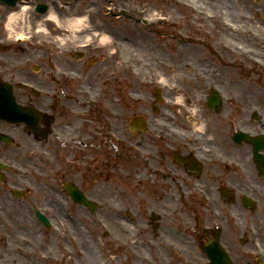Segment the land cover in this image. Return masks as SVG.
<instances>
[{
	"label": "flooded vegetation",
	"instance_id": "flooded-vegetation-1",
	"mask_svg": "<svg viewBox=\"0 0 264 264\" xmlns=\"http://www.w3.org/2000/svg\"><path fill=\"white\" fill-rule=\"evenodd\" d=\"M31 2L40 14L53 6L62 16L87 12L92 28L86 31L100 36L92 44L61 50L41 35L9 41L0 32V216H8L18 231L30 232L18 239L19 234L10 233L11 225H0L5 230L2 247L14 241V247L21 246L23 240L36 241L32 229L49 230L39 214L51 223H58V218L64 216L70 225L69 217L75 215L124 212L134 216V241L126 258L129 261L115 256V264H208L200 247L222 228L213 217L217 227L210 223L200 227L195 217L190 226L193 238L188 241L186 213L198 211L193 207L197 201L223 200L224 190L230 191L234 199L235 183L244 174L264 189L254 179L261 178L252 145L246 137L236 139L240 131L253 136L262 134L251 132V111L244 103L236 107L234 94L222 83H210L207 88L199 83L167 87L152 79L149 83H135L133 57L131 52L124 53L122 46L124 42L132 46L133 39L126 40L119 26L124 17L119 15L118 4L108 12L99 0ZM0 3L6 5H0L2 18L16 0ZM218 15L211 28L198 21L202 35L197 40L203 42L204 35L212 37L213 46L226 51V40L217 43L221 37L216 23L220 18L231 21L233 17L226 12ZM33 18L40 17L34 14ZM204 27L217 30L214 34ZM49 28L53 33L60 31L51 22ZM105 36L109 37L107 42ZM179 39L183 41L182 48L188 50V39ZM215 48L213 52L218 54ZM186 55L191 58L189 53ZM196 59L201 61L199 53ZM172 67L168 65V70ZM215 90L219 93L216 96ZM179 93L186 105L199 106L207 122L205 133H194L188 111L171 102ZM260 120L258 115L256 122ZM251 163L254 172L250 173ZM125 178L136 189L131 208L103 213L106 185L116 180L127 182ZM245 190L238 191V195H249L257 202L254 190L251 194ZM26 212H31L28 225ZM221 212L225 216L223 223L229 224L226 212ZM223 230L220 244L234 262L231 240ZM153 232L152 238L149 234ZM144 236L148 237L142 240ZM259 243V257L251 255L254 250L245 251L248 258L254 259L251 264H264V239ZM165 254L173 260L164 262ZM96 258L90 263L103 264Z\"/></svg>",
	"mask_w": 264,
	"mask_h": 264
},
{
	"label": "rangeland",
	"instance_id": "rangeland-1",
	"mask_svg": "<svg viewBox=\"0 0 264 264\" xmlns=\"http://www.w3.org/2000/svg\"><path fill=\"white\" fill-rule=\"evenodd\" d=\"M108 1L105 0V2H103L102 0H99V3L105 7L115 6V3L112 0ZM202 1L198 2L202 4L200 7L204 8V10L212 13L217 12L218 14L222 15L224 12H226L228 15L233 17L231 20H233L234 23L236 22L242 25L244 28H248L250 34L245 35V38L249 43H251L250 36H254L256 34L264 35V0ZM117 6L129 11L131 16L134 18H137V15L134 13V9L138 10L142 9L143 7L152 10L154 13H160L167 16L172 14L174 17L171 19L170 24H166L164 26L152 24L148 27L141 25L140 22L138 23L132 17H129L128 19L124 17L122 19V24L119 26L121 29H123L125 39H133V45H129V48L131 49L130 52L134 62L133 71L136 76L135 83H149L151 79L154 81V83H159L156 79L159 78L160 74H163L164 76L168 77L170 82L174 81L175 83H190L192 85L199 83L201 86H203V88H207L210 83H222L228 87L229 91H231V95L233 96L234 94L235 97V88H233L231 83H243L246 90L244 89L245 92L236 98L233 96L234 104H236L237 107L240 105V103H244L246 104L247 109L251 111L250 113L258 112L257 114L261 117L260 123L253 121L252 119L249 121V125L252 129L251 132H264V67L247 64L236 56L230 57L228 55L229 53L223 49L220 50L215 42L217 46L216 49L213 46L212 37H206L204 35L205 37H202L203 42L200 40L198 41L197 38H201L200 35H202L200 33L201 29L199 28L200 23H198V21H201V17L191 14L190 11L184 8L179 9L175 7L172 3H170L169 0H123L120 1ZM92 16L97 15L93 14ZM107 23L109 22L107 21ZM203 23L204 26L208 28L213 27L211 24L206 22ZM108 25L114 27V24ZM206 27L204 28L207 29ZM207 30L212 31V33L215 34L217 29L213 28ZM179 37H186L188 39L187 41L189 43L190 49L188 48V50H185L184 46L182 48L180 42L183 41H181ZM245 38H241L239 36L235 37L236 40H234V37L229 36L228 38L226 37L225 39L219 40L217 43H223L225 40L229 42L231 39V41L234 40L233 44H242V41H245ZM242 46H246V48L249 47L247 44ZM257 47L255 48L257 49ZM196 48H198V50ZM214 48L218 54L213 52ZM255 52L258 51L255 50ZM187 53H189L191 58L187 57ZM198 53L201 56V61L199 62H197L196 59ZM192 64H194L195 67ZM168 65H172L174 67L168 70ZM251 172H254L252 163L250 173ZM243 177L244 178H240L235 183V198L233 202L227 204L223 203L222 200L215 201V208L217 210H225L227 213H233V215H236L237 217V222L235 219L234 222H229V224L222 223V225H220L223 228L227 227L225 230H223V233H225V236L231 240V242H229L230 246H232L234 249L233 257L235 264H251L250 262L254 263V259L252 257L248 258L245 255V251L247 249L250 251L259 250V246L257 244L258 242L254 241L256 232L248 229L249 226L255 227L259 234L260 240L264 239V189L254 185L252 178L248 180L245 174ZM254 179L257 183L264 185V181L261 179L259 180L256 177ZM125 180H127V182L116 180L106 185L107 191L105 194L107 197V204L103 210V213L108 210H115L117 208H131L132 198L136 193V189L132 188L134 184L129 178H125ZM244 188H247V190ZM240 190H245L250 194L252 193V190H254V195L257 198L256 211L250 212L243 208L237 195L238 191ZM120 205L122 207H120ZM193 207H197L199 209L195 213H192L189 210L186 213L188 227L186 231V239L188 241L193 238L194 233L192 234V229L190 226L193 224L195 217L200 220V227H203L204 225L207 226L209 223L211 226L217 227L215 222L212 220L213 218H211L213 217L212 212H210L211 215L209 214V210L211 211L210 206L206 205L202 201H197V204L193 205ZM25 214L27 215L26 221L28 225L30 223L29 218L31 212H26ZM122 216L127 218V215L124 214V212H122ZM133 217L134 216H131L129 218L131 220V225L133 223ZM207 217L213 221V224L211 220H208V222L205 220ZM73 219L75 220L74 224L67 225L66 217H59L58 223L61 226L60 230L30 228L34 230V232L31 233L35 236L36 241L40 242L41 244H48L50 246V251H52L56 256L52 258L51 262L49 261L46 263L44 261L41 262L39 260L40 257L35 256L33 258L35 264H69V262H71V257L73 259H81L80 262L83 264L85 263L83 256L87 258L91 256L97 257L96 259L103 260V264H115V256L122 257L123 261L127 260L126 258L130 254L129 251L131 250L129 249V246H133L134 238L131 235V238L126 239L124 234L120 233L118 228L120 215L118 217L115 215V212L108 211L104 215H75ZM101 220L104 221L106 225H102ZM0 225H11L12 229L10 233L19 234L18 239L25 237L30 233L28 230L18 231L15 229L8 216H0ZM103 226H107L111 231H113V236L109 235V232L106 229L105 230L107 231V234H105ZM6 233L8 232L6 231ZM3 234H5V230L0 229V259H3L6 262L4 264H10L11 260L17 257V254L14 250L16 241H14L13 245H6V247H2L1 239L3 238ZM243 234L247 235V240L244 244H241L240 239H242ZM149 235L153 238L154 232L153 234ZM145 237L148 236L142 237V240ZM122 240H127L126 245L122 244ZM66 242H72L73 244V250L71 251L70 255L63 252L62 249L63 243ZM86 243L87 245L90 244V249H88L89 251L86 249ZM41 244L38 247L39 249L43 250V246ZM18 252L21 253L20 251ZM11 253H14L15 257L13 259H8ZM190 255H194V253ZM259 255L260 254L257 256ZM16 259L18 260V258ZM191 259L192 257L189 256L188 260ZM163 260L164 262H169L172 261L173 258L165 254Z\"/></svg>",
	"mask_w": 264,
	"mask_h": 264
},
{
	"label": "clouds",
	"instance_id": "clouds-1",
	"mask_svg": "<svg viewBox=\"0 0 264 264\" xmlns=\"http://www.w3.org/2000/svg\"><path fill=\"white\" fill-rule=\"evenodd\" d=\"M0 5H4L0 3ZM6 6V5H4ZM36 5L31 0H16L15 6L9 7L0 18V32L9 41H26L34 35L49 38L58 49L64 50L80 44H92L94 39L100 36L94 31H86L92 28L90 17L87 12L81 15H61L56 8L49 7L46 12L40 14L36 11ZM37 15L40 18L35 19ZM51 22L60 31L53 33L49 28ZM104 40L109 37H103ZM158 82L167 87H175L174 81H169L163 74L159 75ZM171 102L183 106L192 118V130L194 133L203 134L207 129L206 120L200 115L198 105H186L182 93L171 98ZM177 131L183 133L184 129Z\"/></svg>",
	"mask_w": 264,
	"mask_h": 264
},
{
	"label": "bare ground",
	"instance_id": "bare-ground-1",
	"mask_svg": "<svg viewBox=\"0 0 264 264\" xmlns=\"http://www.w3.org/2000/svg\"><path fill=\"white\" fill-rule=\"evenodd\" d=\"M170 3H172L175 7L177 8H182V7H186L188 9V11H190L191 14L195 15V16H199L201 17V21L202 22H206L208 24H211L214 21V14L204 10V8L200 7L202 4H200L198 1H202V0H169ZM203 2V1H202ZM171 12V11H170ZM218 15V14H217ZM215 15V16H217ZM146 17L148 18L147 20H149V22H156V23H161V24H170L171 19L174 18L172 14H170L167 19L161 18L160 13H154L152 12V10L147 9V15ZM194 19V18H193ZM229 21V22H228ZM226 20L224 18H220V20L217 21L216 26H218V34L220 35L221 39H225V37H228V35L230 37H239L238 35H241L244 31H246V28H241L239 25L235 24V27L231 24L233 22H231L230 20ZM231 22V23H230ZM212 25V24H211ZM236 28L240 29V30H236ZM243 29V30H242ZM236 30V31H234ZM253 30V29H252ZM255 31V30H254ZM250 33V31H249ZM228 34V35H227ZM238 34V35H237ZM237 35V36H236ZM241 38H245V35L240 36ZM109 39L106 40V42ZM244 42V41H242ZM246 42V43H245ZM245 44H247L249 46V50H247L246 52H241L239 53V55L244 59L243 62L245 63H250L251 65H257V66H262L264 67V35L263 34H256L254 36H250V42L246 41L245 38ZM257 45V46H255ZM123 52L124 53H128L130 52V48L129 45L127 43H123ZM233 46L232 42H225V50L228 52L229 48ZM252 46V47H251ZM262 48H261V47ZM257 47V49L255 48ZM255 50H257L258 52H255ZM233 88L235 91V95L236 97L242 95L245 91H244V86H242L241 83H233ZM243 88V89H242ZM246 90V89H245ZM118 228L120 233H123L126 239L131 238L132 235V229H131V225L129 223V221H126L124 219H120L118 221ZM110 235L113 236V231L110 232ZM127 240L123 241L122 240V244L126 245ZM25 244V245H24ZM41 243L38 241H23L22 245L19 247H14L15 252L20 251V257L17 256L15 257L14 253H11L8 257V259H14L11 260L10 264H35L33 258L35 256L40 257V261H44L46 262H51L52 258H54V253L52 251H50V246L48 244H41L43 246V250L39 249V245ZM87 245V243H86ZM90 245V244H89ZM89 245H87V251H89L88 249H90ZM69 251V250H67ZM18 258V260L16 259ZM91 258H95L92 257ZM16 259V260H15ZM83 259L85 261H87V259H85L83 257ZM3 259H0V264H4L6 263L4 260L2 262Z\"/></svg>",
	"mask_w": 264,
	"mask_h": 264
},
{
	"label": "water",
	"instance_id": "water-1",
	"mask_svg": "<svg viewBox=\"0 0 264 264\" xmlns=\"http://www.w3.org/2000/svg\"><path fill=\"white\" fill-rule=\"evenodd\" d=\"M205 252L209 257L211 264H232L229 260L224 258V255L221 252V249L218 247L216 240L206 247Z\"/></svg>",
	"mask_w": 264,
	"mask_h": 264
}]
</instances>
